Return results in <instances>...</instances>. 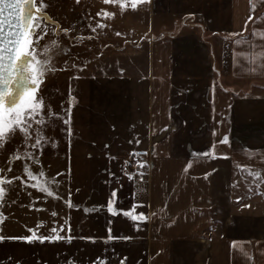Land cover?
Here are the masks:
<instances>
[{
    "label": "crops",
    "instance_id": "1",
    "mask_svg": "<svg viewBox=\"0 0 264 264\" xmlns=\"http://www.w3.org/2000/svg\"><path fill=\"white\" fill-rule=\"evenodd\" d=\"M66 2L126 47L49 97L44 139L12 140L44 185L8 216L0 264H264V0Z\"/></svg>",
    "mask_w": 264,
    "mask_h": 264
},
{
    "label": "rangeland",
    "instance_id": "2",
    "mask_svg": "<svg viewBox=\"0 0 264 264\" xmlns=\"http://www.w3.org/2000/svg\"><path fill=\"white\" fill-rule=\"evenodd\" d=\"M36 7L40 12L47 13L49 17L58 24V27L49 23H46L42 18L35 17L33 24L39 21V26L35 27L34 31L40 33V39L37 41L35 36L30 37L33 40L32 44L28 45V51H33V56L36 60H39L41 64L47 61L45 78L40 84L36 95L43 98L42 109L36 113L35 119H29V136L24 137L23 133L16 131L14 135L10 138L11 129L6 132L2 138H0V177H3V183H0V187L4 188V194L0 197V235L7 234L12 235L11 232L12 221L9 220L8 216H11L12 210L16 208H27L30 203H32V197L27 194L28 188L34 186H40L43 184V179L40 180V185L37 184L38 180L33 179L29 173L31 169L29 168L28 162L18 163L17 159L13 158L11 155V144L13 139H35L41 137L44 139L43 135H48L46 128H51L52 124H56L53 118H56L55 106L52 105L49 99L53 96V102L59 104L60 97L65 99L66 91L68 90L67 80L74 75H82L90 67L92 63L96 61H106L110 59L113 54L118 50H124L126 43L116 44L109 43L108 39L110 37L103 36L105 39H100L98 36V27L92 22V18H97V10L95 7L89 8V15L86 21L82 23L76 17V4L66 2V0H36ZM81 11V8H79ZM81 19V18H80ZM194 22V21H193ZM117 23V22H116ZM196 32L201 38H205L207 33L202 31L203 27L198 26ZM93 29H95L93 31ZM116 30H119L118 28ZM114 45V47H113ZM215 47V58L218 57L217 52H219V41H217V46ZM122 52V51H121ZM121 54H116V56ZM33 56H31L33 58ZM123 56V54H122ZM65 61L67 63H65ZM35 62V61H33ZM73 65H77L73 67ZM69 81V80H68ZM4 109H8L4 107ZM10 114L4 110H0V124L7 125L10 120ZM35 130L33 131V127ZM17 127V125H12V128ZM29 127V126H28ZM32 127V129H31ZM54 133V132H53ZM47 138V137H45ZM43 170L41 169L40 172ZM35 181V183H34ZM49 181V180H48ZM42 183V184H41ZM48 185V184H47ZM26 192V193H25ZM227 195H222V197L213 198L217 201L221 199L223 203L227 202L229 206L231 195L226 192ZM17 194V196L15 195ZM218 198V199H217ZM220 201L216 206L219 207ZM212 207L213 209L215 208ZM213 213H215L213 211ZM25 218H21V225L28 223ZM3 229V230H1ZM19 229H27V226L20 227ZM30 232L34 229L29 228Z\"/></svg>",
    "mask_w": 264,
    "mask_h": 264
},
{
    "label": "snow or ice",
    "instance_id": "3",
    "mask_svg": "<svg viewBox=\"0 0 264 264\" xmlns=\"http://www.w3.org/2000/svg\"><path fill=\"white\" fill-rule=\"evenodd\" d=\"M30 3L31 0H28ZM107 2V0H105ZM115 2V0H112ZM132 7L135 8L136 4L133 3ZM8 10V16L12 17L16 21L15 24H11L9 28V40L13 44L7 50L5 54L0 47V110H4L10 114V120L7 125L0 124V138L4 136L6 132H9L11 129L10 138L16 131H20L23 133L24 137H28L29 134V119H35L36 113L42 109L43 106V98L38 97L36 95L37 90L40 87V84L45 78L46 73V65L47 61L43 64L39 60H36L33 56V51H28V45L33 43V40L30 37V33L28 32L29 28L35 29V27L39 26V21L36 24H33L31 21V17H25L22 15L24 11V3L21 0H0V34L4 31V21L8 19L4 16L5 10ZM97 16L102 15L101 12L96 13ZM251 19V17H249ZM95 29H93L94 31ZM119 35V33H117ZM35 36V39L38 41L40 39V33L33 31L31 34ZM239 43V41H237ZM0 45H2V36H0ZM33 56V61H29L28 65L25 66L23 62L17 63V61L21 60L22 56ZM65 63H67L65 61ZM77 65H73L76 67ZM27 73V74H25ZM19 74L20 80L17 83V87L20 84H23V91L21 93L19 102H16V97L13 95V90L9 87L13 81H16L17 75ZM28 82H31L32 87H28ZM10 98V102L13 104L12 108L4 109L5 99ZM71 117L64 120L65 124L68 123ZM12 125H17V127L12 128ZM70 131V129H69ZM227 137H225V141ZM139 142V141H137ZM36 145H39V141H36ZM60 175V173H57ZM205 175H207L205 173ZM259 175V173H256ZM3 177H0V183H3ZM4 188L0 187V197L4 194ZM43 192H48L47 188L42 189ZM112 196L116 195L115 190L111 193ZM108 211H112L111 200H108ZM55 215V213H53ZM150 217L146 216L143 211L139 212L138 215L132 216L131 219L133 221H145ZM55 231V229H53ZM6 237L0 235V241L4 240ZM19 239L31 241L33 239L39 240H60V239H71V237H61L60 235H48V236H33L27 235L19 237ZM85 239L92 240V237H85Z\"/></svg>",
    "mask_w": 264,
    "mask_h": 264
},
{
    "label": "water",
    "instance_id": "4",
    "mask_svg": "<svg viewBox=\"0 0 264 264\" xmlns=\"http://www.w3.org/2000/svg\"><path fill=\"white\" fill-rule=\"evenodd\" d=\"M22 3H24V11L22 13V15H24L25 17H31V21L33 23L34 18L38 17V18H42L46 23L55 25L58 27V24L53 21L49 15L47 13H43L40 12L37 7H36V0H31V2L29 3L28 0H21ZM4 16L7 17L8 19H6L4 21V31L2 34H0V36H2V45H0V47H2V50L4 51V53H7V50L13 46V44L11 43V41L9 40V28L11 27V24H15L16 21L14 19H12V17L8 16V10L6 9L4 12ZM9 21H11V24H9ZM34 29L29 28L28 32L29 33H33ZM29 61H33V58L31 56H22L20 61H17V63H21L23 62V64L25 66L28 65ZM27 74V73H25ZM20 80V76L19 74L17 75L16 81H13V83L9 86L12 90H13V95L16 97V102H19L21 93L23 91V84H20L19 87H17V83ZM28 87L31 88L32 84L31 82H28ZM4 107L7 108H12L13 104L10 102V98H6L5 99V103H4Z\"/></svg>",
    "mask_w": 264,
    "mask_h": 264
}]
</instances>
